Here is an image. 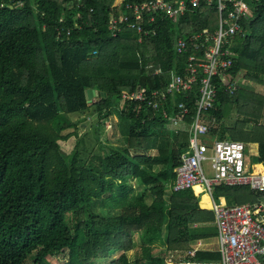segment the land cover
Returning <instances> with one entry per match:
<instances>
[{"label":"trees","instance_id":"obj_1","mask_svg":"<svg viewBox=\"0 0 264 264\" xmlns=\"http://www.w3.org/2000/svg\"><path fill=\"white\" fill-rule=\"evenodd\" d=\"M143 1L0 0V264H54L61 256L65 264H166L170 252L217 236L208 227L213 213L201 210L200 197L173 192L189 134L170 130L164 111L176 115L174 104L184 102L190 121L198 86L174 101L169 97L158 110L122 100L138 88L165 90L173 73H185L195 52L177 54L176 42L214 33L216 4H189L177 22L158 15L146 25L148 36L122 27L112 37L110 17ZM248 3L253 14L243 34L225 46L232 65L224 74L238 81V90L230 95L216 77V99L202 116L207 139L241 141L255 164L264 165L258 114L264 96L242 83L264 87V0ZM89 90L100 95L89 98ZM75 114L91 115L95 123L74 121ZM113 116L123 146L106 151L101 132ZM91 129L97 152L85 140ZM71 139L75 146L65 155L61 143ZM212 197L226 207L255 208L264 201V193L244 186L216 185ZM218 260V251L192 258Z\"/></svg>","mask_w":264,"mask_h":264},{"label":"built area","instance_id":"obj_2","mask_svg":"<svg viewBox=\"0 0 264 264\" xmlns=\"http://www.w3.org/2000/svg\"><path fill=\"white\" fill-rule=\"evenodd\" d=\"M250 0H207V5L219 14L218 26L214 33L207 30L192 35L189 39L179 38L175 51L179 55H189L185 73H173L165 90L147 93L142 88L122 95V100L141 102L158 110L174 101L177 95L193 92L198 86L195 100L196 112L188 121L189 108L186 103L174 104L180 112L173 116L164 115L167 127L175 132L189 133L190 152L182 155V163L175 170L174 193L202 189L208 197V205L214 216L218 251L221 259L217 264H263L264 220L258 217V208L251 205L226 207L213 200L212 190L216 185L244 186L257 194L264 193V172L255 171V164L247 155L243 142L207 139L209 128L203 120V113L212 108L216 99L214 79L222 77L223 87L230 95L237 92L238 85L224 72L232 65L231 52L226 48L230 39L243 34V22L252 17ZM199 7V0H146L142 3H127L123 13L111 16L108 30L115 37L127 27L148 36L146 25L165 14L169 20L177 22L186 16L189 6ZM210 154L209 157L206 155ZM208 162L211 174L205 169ZM191 252L190 254H192Z\"/></svg>","mask_w":264,"mask_h":264},{"label":"rangeland","instance_id":"obj_3","mask_svg":"<svg viewBox=\"0 0 264 264\" xmlns=\"http://www.w3.org/2000/svg\"><path fill=\"white\" fill-rule=\"evenodd\" d=\"M242 77H243V75L239 76V79H242ZM235 81H236V83H238L237 80H235ZM239 83H241V80H239ZM242 83H243V85L245 87H250L254 91V93L256 95L264 96V87H260V86H257L255 84L248 83V81L246 83V81H243V79H242ZM93 100L94 99H92V102H93ZM261 110H262V112H259L258 114L261 115V113H262V119L260 120V122H261L260 124L264 125V108H262ZM73 119H74V121H83V120L86 119V122H88L87 124L89 126H90V122L92 124L95 123V120L93 119V117H91V115L80 116L78 114H75L73 116ZM116 122H117V117L113 116V117H110L109 119H107L105 124H104V126H103V130L104 131L101 132L102 133L101 134V138H102V141H103L102 144L106 148V151L109 150V147H121V146H123V140L120 139V136H119V134H118V132L116 130ZM229 122H231V121H229ZM229 122H227V124ZM91 131L93 132V130L91 129L90 130V134L85 137V140L87 142H91V146H95L94 147L95 148L94 151L97 152L99 150V147L96 146V144L94 143L93 138H92L93 133ZM72 132H73V130H69V131H67L65 133L68 134V133H72ZM78 132H79V135H81V136L84 135V132L82 130H78ZM75 143H76L75 139H71V140H69L67 142L61 143V148H62L63 153L65 155H69L72 152L73 147L75 146ZM153 154H156V152L154 151ZM206 156L209 157L210 154H207ZM252 156L253 155L251 154V157ZM251 161H252V163H256V160H254V158H252ZM205 169H206L208 174H211V169H210V166H209L208 162L205 163ZM136 187H138V186H136ZM261 204L262 205L258 206L259 207L258 208L259 213L264 212V201H262ZM258 217H260L259 214H258ZM154 254H156V255L159 254V251H155ZM174 254H169L168 255L167 260H166V264H173L168 259L170 258L171 260H173L174 259ZM128 256L129 257H133V251H129L128 252ZM178 256H184V253L180 252V254H178ZM114 258H117V255H115ZM66 261H67V258L65 256H61V257L56 258V260L54 261V264H65ZM108 263H109V261L108 262L99 261V262H97L95 264H108Z\"/></svg>","mask_w":264,"mask_h":264},{"label":"crops","instance_id":"obj_4","mask_svg":"<svg viewBox=\"0 0 264 264\" xmlns=\"http://www.w3.org/2000/svg\"><path fill=\"white\" fill-rule=\"evenodd\" d=\"M185 132H187V131H185ZM212 140H217V139H212ZM219 141H229V140H219ZM239 142H241V141H239ZM188 152H190V150ZM188 152H186V153H188ZM250 161H251V159H250ZM253 164H255V163H253ZM255 166H259L260 167L259 171L264 172V165L263 164H255ZM196 190H192V191H193L195 197H200V202L199 203H200L201 210L212 212L211 209H210V204L208 205L209 200H208V197L205 195V193L203 191V187H202V189H196ZM219 204L225 205L223 200H220ZM245 205H247V204H245ZM260 205H262V204H260ZM260 205H258V206H260ZM258 206H256L255 208H259ZM258 214H259V210H258ZM213 218H214V216H213ZM194 227H196V226L194 225ZM208 227H210L212 230L214 229L215 230V234L217 235L216 229H215V225H214V221H213L212 224L208 225ZM204 251H210V252L218 251L217 236H214V238L204 239V240H199V241H196V242L189 243L186 246V250L184 252V256H178V254H180V252H178V251L170 252V254H174L175 253L174 254V259L171 260L169 258L168 260L171 263H173V264H206L205 261H201V262L192 261V258L194 257L196 252H204ZM191 252H193V253L190 254ZM220 259H221V255H220ZM219 261L220 260H218L215 263H211V264H217Z\"/></svg>","mask_w":264,"mask_h":264},{"label":"water","instance_id":"obj_5","mask_svg":"<svg viewBox=\"0 0 264 264\" xmlns=\"http://www.w3.org/2000/svg\"><path fill=\"white\" fill-rule=\"evenodd\" d=\"M98 95H100V93L97 92V91L89 90V91L87 92V96H88L89 98H92V97H94V96H98Z\"/></svg>","mask_w":264,"mask_h":264},{"label":"bare ground","instance_id":"obj_6","mask_svg":"<svg viewBox=\"0 0 264 264\" xmlns=\"http://www.w3.org/2000/svg\"><path fill=\"white\" fill-rule=\"evenodd\" d=\"M260 170V167L259 166H255V171H258Z\"/></svg>","mask_w":264,"mask_h":264}]
</instances>
